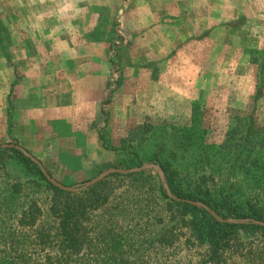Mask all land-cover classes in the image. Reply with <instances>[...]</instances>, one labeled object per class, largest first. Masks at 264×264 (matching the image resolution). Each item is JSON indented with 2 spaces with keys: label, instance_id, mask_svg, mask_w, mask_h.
<instances>
[{
  "label": "rangeland",
  "instance_id": "1",
  "mask_svg": "<svg viewBox=\"0 0 264 264\" xmlns=\"http://www.w3.org/2000/svg\"><path fill=\"white\" fill-rule=\"evenodd\" d=\"M194 1L0 0V20L9 26L12 22L18 40L12 58L16 82L23 84L26 95L35 85L57 94L38 98L36 104L23 98L8 107L9 118L3 98L6 77L10 82L13 75L0 60V143H18L65 185L82 184L109 168L158 164L157 157L180 162V173H190L193 187H209L214 194L216 186L232 195L245 216L234 218L264 220V165L253 161L264 154L252 152L255 157L248 162L242 156L233 167L221 149L233 116L246 122L258 65L264 64V0H236L233 18H222L210 29L208 13L197 17L203 7ZM64 6L76 17L61 18ZM204 7L205 12L212 8L208 1ZM227 7L221 4V14ZM60 44L64 49L52 54ZM72 91L76 99L69 106L63 95ZM255 118L264 124V98L255 106ZM208 156L219 165L213 168ZM10 163L0 169V264L40 251L29 249L30 230H21L17 220L32 198L43 211L37 223L50 217L52 192L33 180L31 172ZM142 171L141 176L112 173L102 179L114 190L108 200L111 208L121 202L130 210L134 197L143 196L138 189L160 181L156 170ZM23 176L27 185L12 188ZM154 191H149L151 196ZM2 199L12 203L2 204ZM158 203L165 205L162 199ZM104 206L91 218H106ZM118 220L126 226L136 221L128 215ZM228 236L237 242L227 252L234 264H248L254 249L248 242L264 240L260 229L244 226ZM179 238L175 249H166L164 255L154 250L142 259L148 264L158 257L170 263L198 261L204 248L191 250L183 245L186 237ZM107 254L100 263H113ZM262 254L257 257L264 258Z\"/></svg>",
  "mask_w": 264,
  "mask_h": 264
},
{
  "label": "trees",
  "instance_id": "2",
  "mask_svg": "<svg viewBox=\"0 0 264 264\" xmlns=\"http://www.w3.org/2000/svg\"><path fill=\"white\" fill-rule=\"evenodd\" d=\"M9 28L7 21L2 24L0 20V52L7 60L10 59ZM258 67L255 88L253 94L250 95L251 105L248 104L251 108L245 117L246 122H243L242 117L236 121V115L233 116L222 141L221 149L225 151L227 161L233 167L234 164L240 162L242 156L247 155L245 161L248 162L249 159L252 161L255 157L252 152L256 154L258 151L257 153L260 154L262 151L261 154H264V124H258L255 118V106L264 98V64H259ZM105 112V108L102 107L100 115L103 116ZM212 149L213 147L209 148V150ZM154 161L162 167L166 181L174 195L185 199L200 200L223 217H245L243 210L232 200L229 192H223L215 186L216 193L213 194L211 191L213 189L209 187L207 189L193 187L190 184L193 179L188 177L190 173L188 172L187 176L180 173L183 163L172 162L160 157L155 158ZM253 161L264 165L263 157L260 159L257 156ZM10 162L17 163L19 167L22 166L27 172H31L34 175L33 180L36 179L42 186L46 185L52 194L49 204L50 219H40L37 223L43 211L33 198L20 212L17 219L21 230L26 227L30 230L28 236L30 242L27 245L29 249L37 247L40 251L36 256L31 253L29 257L22 255L20 260L9 264H102L100 261L108 252H111L107 254V257L111 258L112 264H148L149 260L144 261L142 257L154 250L164 255L166 249H175L180 244L178 242L181 236L186 237L183 245L189 249L204 248L198 261L184 264H234V260L227 254L228 250L237 243L228 236L230 231L242 226L250 229L258 228L264 237V227L260 225L222 223L201 206L171 198L159 180L155 186L151 184L144 189H138L137 192L143 196L134 197V203L127 199L131 201V209L127 210L121 202L112 208L108 205L110 194H113L114 190L105 180L81 192H67L47 181L39 167L20 150L13 147H0V169L6 168L11 164ZM207 162L211 163L213 168L219 165L218 161L209 156ZM142 174L144 171L127 176L136 177ZM28 175L30 174L25 173L24 176L29 179ZM24 176L23 179L19 177L11 187L13 185L19 188L25 187L27 180ZM201 177L202 175L198 179ZM217 183L219 184L218 179L215 181V184ZM19 188L16 191H19ZM108 188L110 191L107 190ZM153 190L155 191L151 196L150 192ZM260 197L264 210V196ZM160 199L165 201L164 206L158 203ZM1 201L6 205L12 203V201L3 199ZM249 204L253 205V203ZM103 206L106 207L107 217L94 220L93 218L97 215H93V212ZM125 215H128L130 219L135 218L136 221L130 226L121 224L118 217L125 218ZM248 245L254 247V249L250 247L251 257H248V264H264V258L257 257L264 253V240L262 244L250 241ZM85 248L88 249L87 252ZM153 264L182 263H170L158 257Z\"/></svg>",
  "mask_w": 264,
  "mask_h": 264
},
{
  "label": "crops",
  "instance_id": "3",
  "mask_svg": "<svg viewBox=\"0 0 264 264\" xmlns=\"http://www.w3.org/2000/svg\"><path fill=\"white\" fill-rule=\"evenodd\" d=\"M60 1H62V0H60ZM78 1L79 0H75V2H78ZM133 1H135V0H133ZM206 1H208L209 7L210 6L212 7V8H210V11L208 10L207 12H205L206 8L204 7ZM235 1L236 0H195L194 3H196L197 5L200 4V5H202L201 7H203L202 10L199 9L197 11V17L203 16L204 13H208V15H209L208 18L211 20V22H210L211 25H207L209 27L206 28V29H210L212 27H215V24L216 23H220L219 21L222 18H226V17L229 18V19L233 18V16L236 14L234 12V10L237 11V9H238L237 8V3H234ZM83 3H85V1ZM154 3H155V1H154ZM222 3L228 6L225 9L226 11L223 14H221V4ZM155 5H157V3H155ZM62 12L63 13L60 15L61 18H67L68 20H70V19H73V18L76 17V12L75 11H71V8H69V7H65L64 6ZM216 21H218V22H216ZM9 27H10L9 29H10V35H11L10 36L11 37V41H10L11 43H10V45L8 47L9 58L10 59L7 60L0 53V60L3 61L6 64V67L9 68V76L12 77L13 71H14V68H13L14 65H13V62H12L13 50H14V46L16 45V43H18V40H17L16 35L14 33V28H12V22L10 23ZM249 27L253 28V25H249ZM254 28H255L254 31H259L258 26H255ZM60 38H62L61 34H60ZM54 46H55V44H54ZM59 46H61V44ZM63 49L64 48L61 46V48H59L57 50H54L51 53L52 54H56L59 50L62 51ZM6 80L8 81V83H6L5 85L8 86V90H5V94H4V98L3 99L5 100V102L7 104L6 107H5L7 109V111H6V109H5V111H6V114L9 115V118H11L12 112H11V110H8V107H14L15 104H17V102L19 100H20V103H21V101H23V98L26 99V100L31 101L32 104L33 103L36 104L35 102L38 101V98H45V97L50 96V98L52 99L53 97H57V96H54V95H57V94H54L55 91H53V89H52V93H47V90H45V89H44V91L43 90L39 91L37 85L30 87V88H32V90L28 93V95H26V94H24V88H23L24 86H23V84H21L19 81L16 82V78L14 77V75H13V78H12V80L10 82H9V78L8 77H6ZM44 88H46V86H44ZM40 89H42V87H40ZM43 92L45 94H43ZM67 95L64 94L63 96L66 99L67 104L69 106H71V101L76 99V97H75L76 93H75V91H72V92L68 93ZM7 121H9V120H7ZM93 122H90V124H92ZM11 123H12V120H11Z\"/></svg>",
  "mask_w": 264,
  "mask_h": 264
},
{
  "label": "water",
  "instance_id": "4",
  "mask_svg": "<svg viewBox=\"0 0 264 264\" xmlns=\"http://www.w3.org/2000/svg\"><path fill=\"white\" fill-rule=\"evenodd\" d=\"M0 147H2V148H12L13 147V148L20 150L25 156L30 158L39 167V169L41 170V172L43 173L45 178L51 184H53L57 188H60L61 190L67 191V192H72L75 190H81V189L87 188V187L91 186L92 184H95L96 182L102 180L104 177H106L107 175L112 174V173L128 174V173L139 172V171H142L144 169H154V170H156V172L159 175L162 187L164 188V190L168 194V196H170L171 198L178 200V201H185V202H189L191 204L197 205V206H201V207L205 208L216 220H218L219 222H222V223H253V224H257V225L264 227V220H259V219H254V218H234L231 216L223 217V216L217 214L211 207H209L206 203H204L202 201L184 199V198H180V197L174 195L168 186V183L166 181L165 174H164L162 167L156 163L144 162L140 166L132 167V168H115V167L109 168V169L102 171L96 177L91 178L82 184L65 185V184L59 182L58 180H56L54 177H52L46 171L43 164L34 155H32L25 148H23L21 145L16 144V143H11V142H4V143H0Z\"/></svg>",
  "mask_w": 264,
  "mask_h": 264
}]
</instances>
